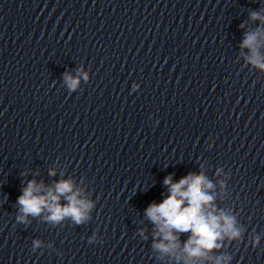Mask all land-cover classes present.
Masks as SVG:
<instances>
[{
    "label": "clouds",
    "instance_id": "obj_1",
    "mask_svg": "<svg viewBox=\"0 0 264 264\" xmlns=\"http://www.w3.org/2000/svg\"><path fill=\"white\" fill-rule=\"evenodd\" d=\"M250 17L253 20L260 19L261 13L253 11ZM258 37L264 38V31L260 28L245 33L241 47L250 49L251 55L246 57L248 63L264 70V57L259 52L261 43ZM65 81L71 90H75L79 84L78 79L68 75H65ZM54 174V171H50V175ZM164 184L168 186L169 195L160 203L153 202L145 209V216L155 226L153 237L161 238L153 243L155 250L173 256L177 264L182 259L184 264H201L208 259L207 254L222 247L218 242L225 237L229 240L241 238L243 229L237 226L235 217L216 208V196L212 194L215 185L204 171L199 174L190 172L177 182H173L172 175H169L165 177ZM221 187H224L223 181ZM79 192V189L73 191L70 180H61L54 188H45L43 183L37 184L31 180L18 197L20 209L16 219L26 223L29 215L38 217L47 210V221L59 223L67 217L77 225L82 224L89 218L88 212L93 205L78 199ZM61 196L67 204H60ZM181 233H190L183 246L179 239ZM140 234L143 236L144 230ZM259 239V236L254 238L253 246L259 243ZM39 243L35 241L34 246L38 247ZM230 259L229 256H217L213 264H227Z\"/></svg>",
    "mask_w": 264,
    "mask_h": 264
}]
</instances>
